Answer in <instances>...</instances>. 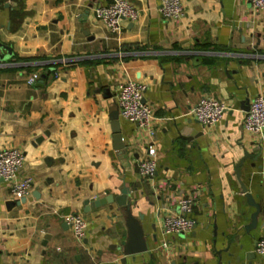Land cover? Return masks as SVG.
Masks as SVG:
<instances>
[{
    "label": "crops",
    "instance_id": "0c3cea01",
    "mask_svg": "<svg viewBox=\"0 0 264 264\" xmlns=\"http://www.w3.org/2000/svg\"><path fill=\"white\" fill-rule=\"evenodd\" d=\"M126 1L138 18L112 34L94 15L112 0H0V42L11 48L0 59V150H20V176L32 182L14 198L0 180V264H264L255 252L264 144L243 128L250 100L264 95V11L253 13L249 0H183V16L164 20L161 0ZM41 63L61 65L48 76L27 68ZM127 79L146 86L153 135L118 116L117 151L110 116ZM203 97L230 107L215 126L192 114ZM149 145L156 174L143 179L137 168ZM245 153L257 158L241 168L260 207L253 227L255 208L234 176ZM107 194L111 203L92 204ZM183 198L193 204L192 230L163 234V217L178 215ZM128 209L143 252L123 250ZM67 214L86 221L84 239Z\"/></svg>",
    "mask_w": 264,
    "mask_h": 264
},
{
    "label": "built area",
    "instance_id": "2783aa9c",
    "mask_svg": "<svg viewBox=\"0 0 264 264\" xmlns=\"http://www.w3.org/2000/svg\"><path fill=\"white\" fill-rule=\"evenodd\" d=\"M253 13L264 11V0H249ZM158 12L164 20H178L183 16V0H161ZM95 17L102 22L112 34L119 33L125 24L137 20L138 10L126 0H112L110 4L99 5L94 9ZM38 78L32 73L28 84H33ZM146 86L133 79H127L118 84L115 103L120 119L131 122L153 135L150 124L153 119L151 108L144 102ZM229 106L217 98L203 97L192 109L194 118L202 127H212L219 123ZM243 128L257 137L259 147L264 144V95L254 96L245 112ZM156 152L153 145L147 146L145 157L138 164V175L143 179L153 178L156 174ZM24 156L18 149L0 150V180L8 183L10 194L14 198L24 197L29 193L32 182L29 178L20 176ZM189 198L178 200L180 213L164 216L161 230L165 235L185 234L192 230L193 220L189 217L192 210ZM73 235L78 240L86 237L87 223L77 214H67L63 217ZM165 247L166 244L162 243ZM255 252L264 255V236L255 243Z\"/></svg>",
    "mask_w": 264,
    "mask_h": 264
},
{
    "label": "water",
    "instance_id": "95a60500",
    "mask_svg": "<svg viewBox=\"0 0 264 264\" xmlns=\"http://www.w3.org/2000/svg\"><path fill=\"white\" fill-rule=\"evenodd\" d=\"M4 50L6 53L4 55L0 54V59L4 60L7 59L11 56V48L9 46H6L0 42V51ZM45 79L44 75H41L39 80L43 81ZM248 110V109H247ZM246 110V111H247ZM111 130L113 133V147L117 151H121L124 148V144L122 142V136L120 132V125L118 121V114L117 112H114L111 114ZM246 159H254L257 160L254 156L251 154L245 153L244 157L241 158V160L235 165L234 167V176L236 180L239 183L241 192L244 194L245 198L247 199V203L255 208V212L251 215V227H253L256 224V218L259 214L260 207L259 205L254 201L252 195L248 192L246 186L243 184L241 181V168L243 166V163ZM124 194H127V191L124 192ZM23 200V199H21ZM112 202V196L107 194V197L98 201L93 202L92 204L95 206H99L101 204H106V203H111ZM126 201L124 200V203ZM87 205V203H86ZM126 223H127V228H128V239L127 241L123 244V250L126 254H134L138 252H143L146 250V244L143 241V233L140 227L139 222L134 219L130 212L129 209L127 210V216H126Z\"/></svg>",
    "mask_w": 264,
    "mask_h": 264
},
{
    "label": "trees",
    "instance_id": "16d2710c",
    "mask_svg": "<svg viewBox=\"0 0 264 264\" xmlns=\"http://www.w3.org/2000/svg\"><path fill=\"white\" fill-rule=\"evenodd\" d=\"M38 61L42 62V61H48L46 60V58H42L41 59H38ZM61 65V64H60ZM59 64H44V63H41V64H35V65H29L27 68H38V69H41V71L43 73H45V76L51 74V69L53 68H56L58 66H60Z\"/></svg>",
    "mask_w": 264,
    "mask_h": 264
}]
</instances>
